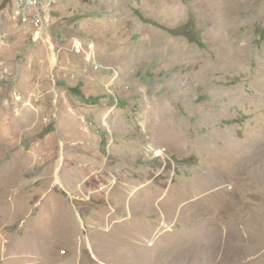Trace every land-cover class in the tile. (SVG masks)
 <instances>
[{"label": "rangeland", "instance_id": "374dc122", "mask_svg": "<svg viewBox=\"0 0 264 264\" xmlns=\"http://www.w3.org/2000/svg\"><path fill=\"white\" fill-rule=\"evenodd\" d=\"M49 36L0 0V264H264V0H58Z\"/></svg>", "mask_w": 264, "mask_h": 264}, {"label": "built area", "instance_id": "2783aa9c", "mask_svg": "<svg viewBox=\"0 0 264 264\" xmlns=\"http://www.w3.org/2000/svg\"><path fill=\"white\" fill-rule=\"evenodd\" d=\"M57 1L11 0V17L14 23L24 32L39 40H48L50 38L49 28L52 22L53 6ZM79 46L78 51L82 50L81 44ZM91 60L92 57L90 56L88 61Z\"/></svg>", "mask_w": 264, "mask_h": 264}, {"label": "bare ground", "instance_id": "6f19581e", "mask_svg": "<svg viewBox=\"0 0 264 264\" xmlns=\"http://www.w3.org/2000/svg\"><path fill=\"white\" fill-rule=\"evenodd\" d=\"M232 148V147H231ZM225 165V164H224ZM228 165V164H227ZM234 169V168H233ZM57 182L59 183V179L57 178ZM142 199V198H141ZM223 196H221V195H219V194H215V196H208V198H207V200H204V201H202V202H199V204L200 205H196V206H193V205H191L192 207V209L194 210V209H196L197 208V210L199 211V210H203V211H209V210H211V209H214L215 208V206L216 205H218V204H220L219 206H218V208H223V207H225V206H227L226 204H225V202H223ZM144 200V199H143ZM146 201V200H145ZM147 204H148V202H147ZM170 208H174V207H170ZM197 227V226H196ZM196 227H194V230L192 231V234H196L197 233V230L195 229ZM208 228V227H210L209 226V224H206V225H201V229H203V228ZM198 228V227H197ZM191 233H190V235H192ZM188 237H189V235H188ZM183 238L184 239H187V237H185V236H183ZM166 242V241H165ZM170 242H174V241H171L170 240ZM167 243H168V240H167ZM171 248V247H170Z\"/></svg>", "mask_w": 264, "mask_h": 264}, {"label": "trees", "instance_id": "16d2710c", "mask_svg": "<svg viewBox=\"0 0 264 264\" xmlns=\"http://www.w3.org/2000/svg\"><path fill=\"white\" fill-rule=\"evenodd\" d=\"M197 43V45H200V42H196Z\"/></svg>", "mask_w": 264, "mask_h": 264}]
</instances>
